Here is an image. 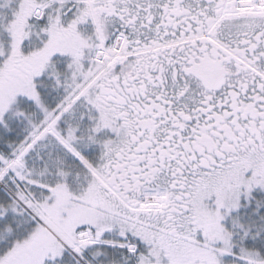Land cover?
<instances>
[{
	"label": "snow or ice",
	"instance_id": "1",
	"mask_svg": "<svg viewBox=\"0 0 264 264\" xmlns=\"http://www.w3.org/2000/svg\"><path fill=\"white\" fill-rule=\"evenodd\" d=\"M0 264H264V0H0Z\"/></svg>",
	"mask_w": 264,
	"mask_h": 264
}]
</instances>
